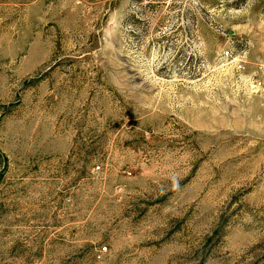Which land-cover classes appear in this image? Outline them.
I'll list each match as a JSON object with an SVG mask.
<instances>
[{"label":"rangeland","instance_id":"obj_1","mask_svg":"<svg viewBox=\"0 0 264 264\" xmlns=\"http://www.w3.org/2000/svg\"><path fill=\"white\" fill-rule=\"evenodd\" d=\"M0 264H264V0H0Z\"/></svg>","mask_w":264,"mask_h":264},{"label":"built area","instance_id":"obj_2","mask_svg":"<svg viewBox=\"0 0 264 264\" xmlns=\"http://www.w3.org/2000/svg\"><path fill=\"white\" fill-rule=\"evenodd\" d=\"M224 57L228 58L231 57V54L229 51L224 52ZM238 70H242L243 69V61H239L238 65H237ZM259 86H261V83H258Z\"/></svg>","mask_w":264,"mask_h":264}]
</instances>
